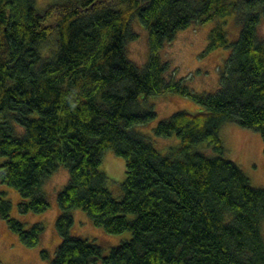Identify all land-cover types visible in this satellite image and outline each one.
<instances>
[{
	"label": "trees",
	"instance_id": "trees-1",
	"mask_svg": "<svg viewBox=\"0 0 264 264\" xmlns=\"http://www.w3.org/2000/svg\"><path fill=\"white\" fill-rule=\"evenodd\" d=\"M230 15L242 28L236 43L225 24L208 36V51L233 50L221 87L195 96L168 77L159 52L180 31ZM261 16L264 0H57L44 11L35 0H0V182L18 192L20 213L43 214L44 184L68 170L52 264H264V189L224 156L220 135L235 123L264 139ZM135 18L149 33L143 67L126 53L139 36ZM165 93L188 96L201 110L156 125V138L179 140L164 155L135 127L156 121L154 108L141 106ZM106 150L126 162L122 200L100 170ZM12 210L0 193V218L22 245L38 246L44 225L26 228ZM75 210L107 234L133 237L105 255L71 235Z\"/></svg>",
	"mask_w": 264,
	"mask_h": 264
},
{
	"label": "rangeland",
	"instance_id": "rangeland-1",
	"mask_svg": "<svg viewBox=\"0 0 264 264\" xmlns=\"http://www.w3.org/2000/svg\"><path fill=\"white\" fill-rule=\"evenodd\" d=\"M55 1L57 0H35V4L39 10L44 11ZM238 1L241 0H229L231 3ZM261 17V22L258 25V38L264 40V16ZM133 24L134 31L139 36L127 43L126 53L131 62L143 67L151 55L149 33L137 18L133 20ZM217 24H225L223 29L228 33L231 44L238 41L242 30L241 24L234 15H230L224 19H216L205 25H194L180 31L172 41L165 43L159 52L163 63L168 65V77L183 81L195 96H208L219 91L222 71L233 52L230 47L217 48L214 51L207 50L208 36ZM49 44L44 46L45 51L50 48ZM141 107L144 109L153 107L158 118L154 122L137 126L135 129L164 155L168 154L172 147H177L179 140L174 136L167 139L156 138L154 135L156 125L177 112L193 114L201 110V106L197 105L193 99L177 93H165L151 97ZM220 135L226 147L224 156L237 163L245 171L253 187L264 189V139L262 136L235 123L224 124ZM4 161L5 158H0V163ZM102 162L100 170L108 178V188L116 200H122L124 197L122 186L126 179V162L112 150L104 152ZM69 178L68 170L62 167L46 181L43 190L49 200L50 209L43 214L20 213L18 205L21 198L18 192L0 182V193H4L5 198L12 203V217L23 221L26 228L41 223L46 229L40 244L34 248H27L22 245L19 236L10 230L8 224L0 218V264L53 263L57 247L62 241L56 228L60 214L57 195L67 186ZM72 214L75 217V224L71 235L87 238L100 245L104 248L105 255L133 237L130 231L118 235L107 234L102 228L94 226L90 216L82 210H75ZM44 250L47 252L45 258L42 256Z\"/></svg>",
	"mask_w": 264,
	"mask_h": 264
}]
</instances>
